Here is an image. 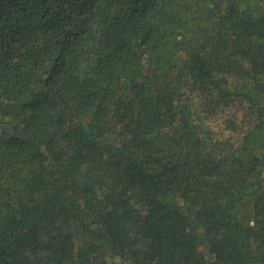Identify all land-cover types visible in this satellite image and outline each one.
Instances as JSON below:
<instances>
[{"label": "trees", "instance_id": "trees-1", "mask_svg": "<svg viewBox=\"0 0 264 264\" xmlns=\"http://www.w3.org/2000/svg\"><path fill=\"white\" fill-rule=\"evenodd\" d=\"M264 0H0V264H264Z\"/></svg>", "mask_w": 264, "mask_h": 264}, {"label": "built area", "instance_id": "built-area-1", "mask_svg": "<svg viewBox=\"0 0 264 264\" xmlns=\"http://www.w3.org/2000/svg\"><path fill=\"white\" fill-rule=\"evenodd\" d=\"M263 190H264V182H263Z\"/></svg>", "mask_w": 264, "mask_h": 264}]
</instances>
